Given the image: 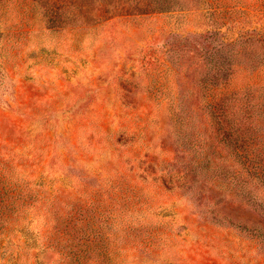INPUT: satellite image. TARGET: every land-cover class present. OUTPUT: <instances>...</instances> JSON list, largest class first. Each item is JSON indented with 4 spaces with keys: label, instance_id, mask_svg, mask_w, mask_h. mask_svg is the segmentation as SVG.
<instances>
[{
    "label": "rangeland",
    "instance_id": "rangeland-1",
    "mask_svg": "<svg viewBox=\"0 0 264 264\" xmlns=\"http://www.w3.org/2000/svg\"><path fill=\"white\" fill-rule=\"evenodd\" d=\"M224 48L264 61V0H0V209L11 215L15 181L26 192L0 264H264L248 233L185 196L151 182L137 206L106 194L109 178L142 174L143 131L157 159L187 143L172 100L200 111L208 55ZM66 217L83 229L60 248Z\"/></svg>",
    "mask_w": 264,
    "mask_h": 264
},
{
    "label": "trees",
    "instance_id": "trees-1",
    "mask_svg": "<svg viewBox=\"0 0 264 264\" xmlns=\"http://www.w3.org/2000/svg\"><path fill=\"white\" fill-rule=\"evenodd\" d=\"M238 55L234 48L218 50L217 58L208 55L209 78L204 80L200 111L195 107L185 110L181 98L172 100L170 120L179 129L177 138L191 129L187 143L175 142L169 156L157 159L152 156L153 146L143 131L139 142L142 141L146 155L138 157L144 164L142 174H134L135 180L109 178L106 194L112 204L120 196L126 206H137L139 201L133 199V194L151 182L160 192L187 197L214 223L248 233L264 252V229L242 222L234 212H249L264 225V61L258 66L236 63L234 58ZM198 121L202 122L203 133L196 131ZM19 184H12L18 190L11 199L4 198L15 206L11 215L3 207L0 209V233L16 227L14 222L5 221L7 217L18 219L26 211V192L19 189ZM86 194L95 201L99 191L88 187ZM79 217L76 215L74 221L79 222ZM63 220L59 224L60 248L64 243L68 245L74 231L83 229L80 223L68 222L67 217Z\"/></svg>",
    "mask_w": 264,
    "mask_h": 264
}]
</instances>
